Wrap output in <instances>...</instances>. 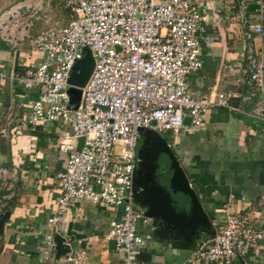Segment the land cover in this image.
<instances>
[{"label": "built area", "instance_id": "obj_1", "mask_svg": "<svg viewBox=\"0 0 264 264\" xmlns=\"http://www.w3.org/2000/svg\"><path fill=\"white\" fill-rule=\"evenodd\" d=\"M263 1L255 0L245 22L261 44L257 56L248 48L253 94L246 95L212 91L196 96L190 90L189 77L202 68L201 40L207 22L196 0H62L67 26L36 36L29 34L32 22L27 18L32 14L22 10L24 0L0 13V42L13 52L27 42L41 57L26 67L17 63L8 74L0 72V82L37 91L36 100L26 106L14 103L4 111L1 137H7L6 129L12 125L30 131L39 124L68 128L57 146L64 159L57 174L58 214L85 202L119 210L103 237L113 243L118 264H137L136 248L142 243L137 223L143 212L133 198L140 131L191 136L215 107L264 125ZM246 6H241L242 12ZM85 51L94 65L73 109L68 79ZM255 93L260 99L253 103ZM252 103L249 110L242 107ZM17 182L15 167L0 166V216L15 195ZM55 223L56 218L47 219L44 245L48 248L55 246ZM259 244L264 245L263 230L243 216L225 213L217 234L195 250L193 259L231 264ZM63 245L70 249L69 241ZM66 254L56 264L84 260V253Z\"/></svg>", "mask_w": 264, "mask_h": 264}, {"label": "crops", "instance_id": "obj_2", "mask_svg": "<svg viewBox=\"0 0 264 264\" xmlns=\"http://www.w3.org/2000/svg\"><path fill=\"white\" fill-rule=\"evenodd\" d=\"M19 1L23 0H0V13ZM24 1L22 10L32 14L27 18L32 22L30 36L67 26V11L62 0ZM196 4L207 22L201 40L202 68L189 77L190 90L196 96L212 91L253 94L246 56L248 48L257 56L261 44L250 34L245 22L248 10L255 7V0H196ZM243 5H247L245 12H242ZM262 46L264 55V43ZM40 59L27 42L16 52L0 42V72L8 74L15 70L17 63L26 67ZM36 99V90L25 91L8 81L0 82V118L12 104L26 106ZM259 99L255 93L252 101ZM253 103L242 107L249 110ZM67 129L59 123L39 124L34 131L12 125L6 129L7 137L0 134V166L15 167L18 176L15 195L0 216V220L3 219L0 264H56L62 256L56 255L55 246L44 245L45 236L49 234L46 229L49 218H56L53 239L61 237L70 242L69 256L84 253L81 264H118L119 256L113 243L103 237L108 223L118 217L119 210L85 202L58 214L57 174L64 167V159L57 146ZM163 137L173 140L171 146L208 216L209 227H203L198 219L192 235L191 231L187 235L170 234L154 227L152 221L143 216L137 223L142 243L136 248V262L219 264L197 262L193 253L217 234L225 213L243 216L264 231V125L215 107L193 135L181 132ZM75 143L78 148L79 142ZM135 206L145 212L139 205ZM5 214H8L7 219H4ZM231 264H264V245L254 246L248 256L236 258Z\"/></svg>", "mask_w": 264, "mask_h": 264}, {"label": "water", "instance_id": "obj_3", "mask_svg": "<svg viewBox=\"0 0 264 264\" xmlns=\"http://www.w3.org/2000/svg\"><path fill=\"white\" fill-rule=\"evenodd\" d=\"M93 65L94 61L90 52L85 51L83 58L76 62L70 73L68 79L70 87L67 89V94L73 109L79 105L81 89L86 85ZM140 135L138 165L146 169L147 174L144 178L147 179L137 192L135 191L136 179L133 178L134 204L143 208L145 211L143 216L164 233H182L183 235H187L190 231V234L194 233L198 219L203 227H209L208 216L202 210L188 176L171 146L173 141L171 137L165 138L149 130L140 131ZM162 158L167 159L171 170L167 187H162L154 180V172ZM7 218L8 214H5L4 219ZM2 228L3 219L0 220V233ZM64 241L65 239L61 237L53 239L57 256H63L70 250L63 245Z\"/></svg>", "mask_w": 264, "mask_h": 264}, {"label": "flooded vegetation", "instance_id": "obj_4", "mask_svg": "<svg viewBox=\"0 0 264 264\" xmlns=\"http://www.w3.org/2000/svg\"><path fill=\"white\" fill-rule=\"evenodd\" d=\"M138 152V150H137ZM138 158V153H137ZM139 162V159H138ZM147 171L146 169H142L141 166L136 165V168L134 170V178L136 179V185H135V191H139V189L144 185V180L147 178H144L146 176ZM171 176V170L169 169V164L167 162V159H160L158 162L157 169L154 172V180L157 184L161 185L162 187H167L168 183L167 180Z\"/></svg>", "mask_w": 264, "mask_h": 264}]
</instances>
